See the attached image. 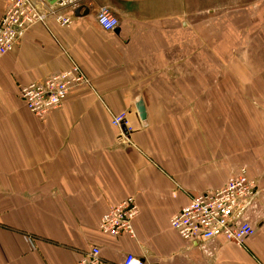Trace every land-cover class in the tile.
I'll return each instance as SVG.
<instances>
[{
	"label": "crops",
	"instance_id": "1",
	"mask_svg": "<svg viewBox=\"0 0 264 264\" xmlns=\"http://www.w3.org/2000/svg\"><path fill=\"white\" fill-rule=\"evenodd\" d=\"M47 1L73 22L51 17L0 57V264H74L94 246L107 264L129 253L146 264H264V64H224L226 34L211 48L210 0ZM103 5L119 19L113 30L97 21ZM73 60L92 87L38 118L20 87ZM122 111L126 130L112 124ZM244 168L260 198L243 245L221 237L203 249L171 226ZM128 197L135 237L101 232Z\"/></svg>",
	"mask_w": 264,
	"mask_h": 264
},
{
	"label": "built area",
	"instance_id": "2",
	"mask_svg": "<svg viewBox=\"0 0 264 264\" xmlns=\"http://www.w3.org/2000/svg\"><path fill=\"white\" fill-rule=\"evenodd\" d=\"M0 22V57L10 52L27 30L38 24H46L54 18L60 25L73 22L69 15L53 8L47 0H7ZM101 12L110 16L115 25L105 28L99 22ZM97 21L105 30H113L119 25V19L107 5L100 7ZM81 86L92 87L91 79L82 67L72 61L71 65L58 73L40 81L20 87V97L26 107L40 119L62 106L70 93ZM116 127H129L125 111L112 116ZM122 137L129 140L124 133ZM259 183L249 177L247 169L234 174L218 189H209L196 195L192 201L171 217V226L188 241L201 242V248L223 237L227 242L243 245L255 234L256 226L251 221L249 211L256 208L259 196ZM138 205L134 197H128L112 207L101 218L99 229L111 236L128 234L135 237L133 221L138 214ZM135 259L137 264L146 261L129 253L120 264ZM74 264H107L101 256L100 248L94 246Z\"/></svg>",
	"mask_w": 264,
	"mask_h": 264
},
{
	"label": "rangeland",
	"instance_id": "3",
	"mask_svg": "<svg viewBox=\"0 0 264 264\" xmlns=\"http://www.w3.org/2000/svg\"><path fill=\"white\" fill-rule=\"evenodd\" d=\"M206 13H209L211 48L221 45V37L226 34L224 64H244L248 71L250 64L252 68L253 64H264V0H210ZM238 50L240 62L232 58ZM228 68L223 69L226 75Z\"/></svg>",
	"mask_w": 264,
	"mask_h": 264
},
{
	"label": "clouds",
	"instance_id": "4",
	"mask_svg": "<svg viewBox=\"0 0 264 264\" xmlns=\"http://www.w3.org/2000/svg\"><path fill=\"white\" fill-rule=\"evenodd\" d=\"M99 22L104 25L105 28H111L115 25V21L103 12H101L100 14ZM126 264H137V261L135 259H132L127 261Z\"/></svg>",
	"mask_w": 264,
	"mask_h": 264
},
{
	"label": "water",
	"instance_id": "5",
	"mask_svg": "<svg viewBox=\"0 0 264 264\" xmlns=\"http://www.w3.org/2000/svg\"><path fill=\"white\" fill-rule=\"evenodd\" d=\"M51 3H54L55 1H58V0H49ZM137 108L139 110V113H140V117L142 120H145L147 118V113H146V110H145V106L143 104V101L140 100L138 103H137ZM124 130L125 127H122Z\"/></svg>",
	"mask_w": 264,
	"mask_h": 264
}]
</instances>
